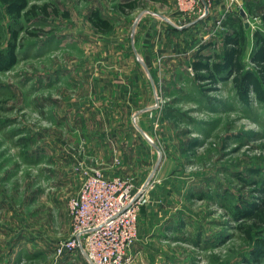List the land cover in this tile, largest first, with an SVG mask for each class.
I'll use <instances>...</instances> for the list:
<instances>
[{
	"label": "rangeland",
	"instance_id": "1",
	"mask_svg": "<svg viewBox=\"0 0 264 264\" xmlns=\"http://www.w3.org/2000/svg\"><path fill=\"white\" fill-rule=\"evenodd\" d=\"M222 1H212L201 18L198 12L183 13L177 0H29V5L50 4L49 11L39 9L19 20L0 1L1 47H7L13 29L19 30L21 45L18 62L0 71V264H90L80 252L61 257L56 249L73 231L68 201L83 172L104 173L87 156L93 139L102 140L101 124L81 102L88 99L91 74L104 70L123 84L125 74L138 68L144 70L141 84L147 90L140 106H113L112 120H124L148 142L138 120H155L150 143L176 166L177 211L197 219L176 235L183 249L173 252L175 262L264 264V255L255 256V243L232 217L264 177V102L254 92L249 103L243 102L233 77L214 85L199 80L192 66L199 51L213 60L222 54L229 31L225 22L241 15L247 36L244 69L254 70L250 57L255 31L264 30V0ZM95 11L109 20L110 30L93 27ZM196 19L204 20L202 27L188 25ZM166 25L193 28L181 37L186 43L179 50L176 42L158 54L157 45L139 44V37L157 38ZM137 54L149 56L153 65L146 66ZM114 129L119 127L109 130ZM127 129L120 131L124 137ZM116 176L135 181L132 175ZM131 255L124 264L133 260L132 248Z\"/></svg>",
	"mask_w": 264,
	"mask_h": 264
},
{
	"label": "crops",
	"instance_id": "2",
	"mask_svg": "<svg viewBox=\"0 0 264 264\" xmlns=\"http://www.w3.org/2000/svg\"><path fill=\"white\" fill-rule=\"evenodd\" d=\"M223 3L222 1L221 4ZM203 22L204 20L196 19L188 25L195 24V26L202 27ZM188 25L183 26V31L171 25H166L165 32L163 31L157 38H154V35L151 34L154 27L153 29L150 27L151 32L148 34H151V36H145L144 39L141 37V41L139 37V44L157 45V50L154 53L158 54L160 51L168 50L176 42L179 46H176V48L179 50L180 46L183 45L180 43H186V40L181 37L184 34L187 35L190 29H193L187 28ZM148 38L149 40H147ZM160 46H163L164 50L160 49ZM150 52L153 53L152 49H150ZM136 58L138 60L141 58L146 66L147 64L153 65V61L149 56L142 58L137 54ZM132 59L136 62L135 58ZM143 72V68L142 70L139 68L138 70L133 69L132 74H125L128 81L123 84L110 79L112 74L104 70L98 71L96 75L91 74L89 96L87 95L88 99L82 101L81 104L93 109L91 117L97 121L96 124H101L99 130L102 132L99 139L102 140L93 139L94 143L90 146L93 149L89 152V155L87 154L88 163L102 168L107 176L132 175L135 177L137 189L146 188L150 192L151 201L144 207L140 215L138 237L132 246L134 256L129 264H183L182 262H175L172 255L173 252H180L183 249L182 240L180 236L177 237L176 235L191 229L197 218L192 213L177 211L176 197L181 194L178 187L180 176L178 174L174 176L172 173L176 169L175 164L171 161L172 158L169 160L166 152V156L163 152L158 154L154 144L150 143V141L153 142V137H156L154 135L156 130L153 129L155 120H138L145 137L150 140L149 142L142 137V132L136 130V128L127 129L124 120H112L113 111L111 109H115L120 103L124 108H127L128 105L139 108L142 95H144L143 91H147L141 84ZM117 126L119 127L118 131L115 129L113 131L109 130ZM122 129H127L125 137L121 135V133H124ZM112 138L119 142L114 141V144H110ZM78 158L81 159L80 156ZM200 191L197 190L196 194L203 197L201 195L204 192L201 194ZM199 236L198 234L197 238ZM186 240H188V237H186ZM174 242L180 243L179 247L174 246Z\"/></svg>",
	"mask_w": 264,
	"mask_h": 264
},
{
	"label": "built area",
	"instance_id": "3",
	"mask_svg": "<svg viewBox=\"0 0 264 264\" xmlns=\"http://www.w3.org/2000/svg\"><path fill=\"white\" fill-rule=\"evenodd\" d=\"M214 0H177L185 14L206 15ZM78 191L68 201L73 231L57 246L58 255L80 252L90 264H124L132 257L140 211L148 204L146 188L132 178L107 177L99 168L83 172Z\"/></svg>",
	"mask_w": 264,
	"mask_h": 264
},
{
	"label": "trees",
	"instance_id": "4",
	"mask_svg": "<svg viewBox=\"0 0 264 264\" xmlns=\"http://www.w3.org/2000/svg\"><path fill=\"white\" fill-rule=\"evenodd\" d=\"M0 1L5 5L7 13L17 20L37 15L39 9L43 13H48L50 8L48 3L42 7L38 4L29 5V0ZM90 21L93 27L102 32L110 30L112 27L109 20L103 18L97 11L90 17ZM225 25L229 27V31L225 33L223 39L224 51L213 60L210 55L198 50L192 64L195 74L199 80H207L214 85L231 76L243 102H250V92L256 94L257 100L264 102V30L258 29L254 33L255 48L250 59L255 63V69L246 70L244 69L243 55L247 36L243 18L241 15L237 19L228 16ZM11 35L12 39L7 47H1L2 35L0 33V71L11 69L19 59L20 51L18 49L21 46L18 43L19 30L13 29ZM255 183L257 184V181ZM252 191L254 192L252 198L241 199V203L234 208L232 217L238 222L237 228L245 238L255 243L253 253L257 256L258 254L264 255V237H262L264 231V177L261 184L254 186Z\"/></svg>",
	"mask_w": 264,
	"mask_h": 264
},
{
	"label": "water",
	"instance_id": "5",
	"mask_svg": "<svg viewBox=\"0 0 264 264\" xmlns=\"http://www.w3.org/2000/svg\"><path fill=\"white\" fill-rule=\"evenodd\" d=\"M242 11H244V10H242ZM246 26H249V22H246Z\"/></svg>",
	"mask_w": 264,
	"mask_h": 264
}]
</instances>
